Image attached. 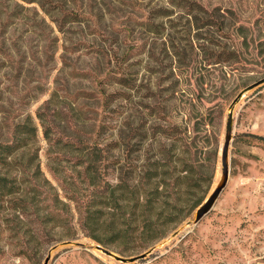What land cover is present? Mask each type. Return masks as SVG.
Here are the masks:
<instances>
[{"label": "rangeland", "instance_id": "1", "mask_svg": "<svg viewBox=\"0 0 264 264\" xmlns=\"http://www.w3.org/2000/svg\"><path fill=\"white\" fill-rule=\"evenodd\" d=\"M194 1L198 7L191 9L185 0H0V140L14 123L31 116L40 132L42 168L57 184L42 137L46 125L51 132L96 134L105 144L127 132L128 120L144 104L159 101L167 109L149 121L207 116L201 128L211 143L205 148L216 151L210 191L229 104L240 90L264 78V0ZM64 11L79 12L80 19L63 18ZM166 11L168 16H157ZM109 72L129 77L131 86L111 83ZM114 91L125 94H110ZM216 103L219 116L213 111ZM260 135L264 83L236 106L228 183L189 232L172 236L194 210L134 253L155 246L138 261L107 260L71 246L54 253L49 264H264ZM2 227L0 264H42L57 242L94 240L82 232L61 239L55 233V240L40 245L35 255L19 256L9 249L13 244Z\"/></svg>", "mask_w": 264, "mask_h": 264}, {"label": "trees", "instance_id": "2", "mask_svg": "<svg viewBox=\"0 0 264 264\" xmlns=\"http://www.w3.org/2000/svg\"><path fill=\"white\" fill-rule=\"evenodd\" d=\"M185 2L191 9L198 7L194 0ZM80 16L63 13L69 20ZM106 77L131 86L124 74L109 72ZM165 109L159 101L144 104L128 120L127 132L105 144L96 134L51 132L46 125L42 137L57 184L42 168L40 132L31 116L14 123L10 135L0 140V227L11 239L9 249L30 257L40 245L55 240V233L61 239L82 232L132 255L190 214L213 183L216 151L205 148L211 143L207 129L201 128L206 115L188 116L184 122L149 121ZM213 111L220 115L218 103Z\"/></svg>", "mask_w": 264, "mask_h": 264}, {"label": "water", "instance_id": "3", "mask_svg": "<svg viewBox=\"0 0 264 264\" xmlns=\"http://www.w3.org/2000/svg\"><path fill=\"white\" fill-rule=\"evenodd\" d=\"M263 83H264V78H261L249 84L248 86L240 90L230 102L226 113L223 143L221 146V152L219 157V172H220L219 176H217L216 181L213 184V187L205 196L203 201L194 209L192 214L173 231L172 233L173 237L179 234H184L189 232L213 208L221 192L226 187L230 174L229 147L233 136V118H234L235 108L249 91L255 89L256 87H258ZM81 240L67 239L53 244L49 248L42 264H49L52 255L54 253L71 246L84 247V248L95 247L96 249L100 250L103 254H105L107 257L122 262L138 261L142 258L147 257L155 249V246H152L140 253L129 256H123L117 253L116 251H114L113 249H111L110 247H107L95 240H87L86 244L88 245H86Z\"/></svg>", "mask_w": 264, "mask_h": 264}, {"label": "bare ground", "instance_id": "4", "mask_svg": "<svg viewBox=\"0 0 264 264\" xmlns=\"http://www.w3.org/2000/svg\"><path fill=\"white\" fill-rule=\"evenodd\" d=\"M219 170H218V176H219ZM180 235L182 234H179L177 236H175L174 238H178ZM172 238V237H171ZM169 239V238H168ZM168 239H166L165 241H168ZM82 242H84L85 244L87 243V240L86 239H83L81 240ZM170 242V241H169ZM88 245V244H86ZM87 249L91 250L93 253L97 254L98 256H101L102 258H105L107 260H113L111 259L110 257H107L105 254H103L100 250L96 249L95 247H87ZM114 261V260H113Z\"/></svg>", "mask_w": 264, "mask_h": 264}]
</instances>
